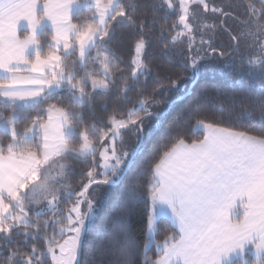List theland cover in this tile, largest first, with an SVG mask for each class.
<instances>
[{
	"label": "snow or ice",
	"instance_id": "6c2138e0",
	"mask_svg": "<svg viewBox=\"0 0 264 264\" xmlns=\"http://www.w3.org/2000/svg\"><path fill=\"white\" fill-rule=\"evenodd\" d=\"M258 3L238 17L209 0H179L178 11L174 0H154L153 12L167 5L178 16L165 49L179 43L186 51L182 75L157 74L145 93L141 77L152 68L136 0H0V108L9 110L0 111V264H81L86 249L89 264H104L105 256L108 264L138 257L140 264H264V0ZM200 8L221 17L219 25L206 23ZM125 25L140 33L128 68L111 47ZM217 28L227 48L215 43ZM238 63L250 77L238 93H189L188 84L210 70ZM97 95L105 98L99 109ZM178 99L186 102L175 126L194 120L202 138L173 135L142 182L132 166L152 134L146 121ZM220 100L247 129L206 122L202 113ZM129 132L135 139L127 148ZM89 160L87 179L73 186L70 161ZM140 199L150 209L143 252L129 226ZM162 217L171 231L160 240Z\"/></svg>",
	"mask_w": 264,
	"mask_h": 264
},
{
	"label": "trees",
	"instance_id": "16d2710c",
	"mask_svg": "<svg viewBox=\"0 0 264 264\" xmlns=\"http://www.w3.org/2000/svg\"><path fill=\"white\" fill-rule=\"evenodd\" d=\"M126 3L127 0H124ZM140 5L136 12L137 21L143 19L146 22V28L144 31V36L146 37L147 51L145 55L146 63L152 68V74L147 77H141L142 88L145 93H150L155 85V77L159 74L161 77L171 76L175 78L182 75L181 72V54L179 52L178 44L175 45L174 49L166 50L165 39L170 41V37L173 34L170 29L173 24L178 25V16L176 12L169 11L165 6L163 8H157L153 12L150 5L154 0H136ZM157 2H162V0H157ZM250 2H255L256 6L259 7L257 0H221L219 6L223 7L226 11L234 13L238 17H243L246 14L247 5ZM167 13V16L165 15ZM82 19V18H80ZM214 19L219 25L221 17L216 15ZM74 23L78 20H74ZM230 26L232 28L236 27V24L233 20H229ZM163 29V32L161 31ZM219 41L217 42L220 46L225 48L229 45V40L227 34L223 32L222 29L217 28L216 33ZM140 38V33L127 25L124 27L118 28L116 31V36L114 37L111 47L115 52L116 56L119 58V62L122 68H128L132 56L134 55V45L137 39ZM43 42H47L50 39V36L45 35L41 37ZM243 49V45H242ZM98 68L99 65H96ZM250 77L245 69H242L239 63L231 68L226 69L225 71L216 72L213 75L204 76L199 80L198 83L193 87L197 90L201 88L206 89L208 94L211 96L216 92L217 89H221L228 96H231L233 93H238L242 88L247 86ZM191 83L188 84V91ZM192 91V90H191ZM189 91V93H191ZM133 99L136 96L135 92L130 93ZM181 97L184 96L183 93L180 94ZM103 95H97L95 98V105L99 109L100 105L104 102ZM160 99H163L161 96ZM185 100L176 101L172 104L165 115L160 116L158 119L162 120L159 126L152 125V134L148 136L143 144V149L136 158L135 164L132 166L133 173L139 174L141 181H145L148 175V161H150L154 155L161 150L165 144L170 142V139L173 135L179 134L187 137L189 142L194 138H202V131L194 129L195 121L190 123H182L179 128L175 126L178 114L184 107ZM111 103L109 104L108 112H111ZM128 107H131V103L124 105L126 110ZM159 105L155 106L152 111H158ZM229 105L226 100L216 101L212 103L210 101L209 105L206 107L202 115L207 117L206 122L216 123L221 127H233L235 129L244 130L248 128V125L244 120L239 119V113L229 114L228 111ZM0 111H3L5 115L9 114V110L0 108ZM32 114L35 113V110H30ZM97 115L101 113L97 112ZM105 119L107 118L108 113L102 114ZM46 119V116L44 117ZM85 120L92 122L88 113L84 114ZM157 118L153 117L146 121V127H150V123L154 122ZM25 122L21 120L18 124L20 130H23ZM129 138L127 141V146L130 148L134 143V135L128 133ZM5 143L7 142V137L4 138ZM72 167L74 168V174L72 176L73 186H77L81 180H86L87 177L84 175L91 161L87 163L83 161H70ZM148 204L145 200L140 199L137 201L135 206L132 209L129 226L132 233L135 235L137 243L139 245L140 251L143 252V245L145 243V226H146V216L149 211ZM160 225V234L157 237L162 240L164 235L171 231L170 221L162 217L159 221ZM107 237L105 236L103 240H93L90 241V246H95L96 244L106 243ZM40 247L43 248V243H40ZM154 247L149 248L148 255L154 258ZM3 255H7L6 252ZM251 258V254H247ZM104 264H108L109 257L105 256ZM141 257L137 258V264H140ZM92 260V257L87 254V249L85 254L81 255L80 261L81 264H89ZM47 264H51L50 258L47 260Z\"/></svg>",
	"mask_w": 264,
	"mask_h": 264
},
{
	"label": "rangeland",
	"instance_id": "374dc122",
	"mask_svg": "<svg viewBox=\"0 0 264 264\" xmlns=\"http://www.w3.org/2000/svg\"><path fill=\"white\" fill-rule=\"evenodd\" d=\"M209 2L210 3H213V4H216L217 6H219V4L221 3V0H209ZM174 3H176V5H177V9H176V11H178V3H179V0H174ZM166 8H167V5H164ZM193 8H197V7H199V6H197V5H193L192 6ZM168 9V8H167ZM169 11H171V10H169ZM200 14L202 15V16H204V17H206V23H215V24H217V21L214 19V17L216 16V15H213L212 13H207V14H205V13H203V10H202V8H200ZM229 25H230V23H229ZM177 27H179V25H177ZM217 34H218V32L217 33H215V43L218 45V46H220V44H218L217 42L219 41V39L216 37L217 36ZM223 47V46H222ZM178 48H179V52H180V54H181V60L183 61V58H184V52L186 51V48H184V46H182L181 44H179L178 43ZM222 62H220L219 60H217V61H213L212 62V64H213V66H215V67H217V69H218V66L221 64ZM216 72H219V70H210L209 72H207L206 74H204V76H209V75H213V74H215ZM46 119H47V117H46ZM161 121L162 120H160V119H156L154 122H151L150 123V127L152 126V125H154V126H159L160 124H161ZM196 130H199V129H196ZM199 131H202V130H199ZM128 138H129V134L128 133H126L125 134V139H124V147H127L128 148V146H127V141H128ZM165 218V217H164ZM167 219V218H166ZM168 220V219H167ZM169 221V220H168ZM251 254V253H250Z\"/></svg>",
	"mask_w": 264,
	"mask_h": 264
},
{
	"label": "water",
	"instance_id": "95a60500",
	"mask_svg": "<svg viewBox=\"0 0 264 264\" xmlns=\"http://www.w3.org/2000/svg\"><path fill=\"white\" fill-rule=\"evenodd\" d=\"M257 1H258V0H257ZM195 85H196V84H191V85H190V88H189V91H191ZM177 101L179 102V101H181V100L178 99Z\"/></svg>",
	"mask_w": 264,
	"mask_h": 264
},
{
	"label": "crops",
	"instance_id": "0c3cea01",
	"mask_svg": "<svg viewBox=\"0 0 264 264\" xmlns=\"http://www.w3.org/2000/svg\"><path fill=\"white\" fill-rule=\"evenodd\" d=\"M240 214H242V213H238V217H239ZM238 217H237V218H238Z\"/></svg>",
	"mask_w": 264,
	"mask_h": 264
}]
</instances>
